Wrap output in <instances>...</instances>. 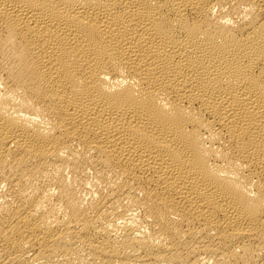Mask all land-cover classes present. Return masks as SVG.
Returning <instances> with one entry per match:
<instances>
[{
	"label": "bare ground",
	"instance_id": "6f19581e",
	"mask_svg": "<svg viewBox=\"0 0 264 264\" xmlns=\"http://www.w3.org/2000/svg\"><path fill=\"white\" fill-rule=\"evenodd\" d=\"M0 264H264V0H0Z\"/></svg>",
	"mask_w": 264,
	"mask_h": 264
}]
</instances>
